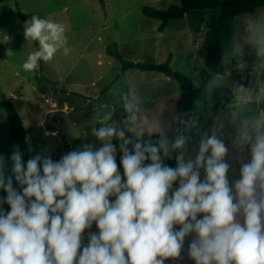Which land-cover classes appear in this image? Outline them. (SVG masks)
<instances>
[{
    "label": "clouds",
    "instance_id": "1",
    "mask_svg": "<svg viewBox=\"0 0 264 264\" xmlns=\"http://www.w3.org/2000/svg\"><path fill=\"white\" fill-rule=\"evenodd\" d=\"M23 35L37 45L25 72L70 52L61 23L31 15ZM92 134L59 159L47 147L26 161L19 145L0 153V264H172L185 252L194 264H264V114L234 140L250 158L233 181L214 134L194 157L183 135L144 142L114 124Z\"/></svg>",
    "mask_w": 264,
    "mask_h": 264
},
{
    "label": "rangeland",
    "instance_id": "2",
    "mask_svg": "<svg viewBox=\"0 0 264 264\" xmlns=\"http://www.w3.org/2000/svg\"><path fill=\"white\" fill-rule=\"evenodd\" d=\"M173 4L179 0H17L0 4V100L12 103L27 128V150L35 155L47 147L53 157L64 154L61 136L50 126L63 132L74 149L94 143L93 129L106 124L124 128L134 138L145 131H167L182 92L178 82L158 72H124L107 48L115 43L112 50L132 62L161 64L171 55L172 69L197 87L207 71L206 41L218 12L190 11L183 18L169 20L162 32L158 31L160 21L142 12L143 6L164 10ZM31 15L63 24L70 52L65 55L61 50L52 60L41 62L39 69L25 72L22 64L37 48L23 35V22ZM232 35L222 72L225 85L233 91L231 108L207 113L197 101L181 133L190 138L186 145L190 157L195 156L205 133L223 140L230 181L238 178L241 164L250 158L246 149L234 144L239 130L264 114V7L238 17ZM128 102L138 110L129 113ZM130 115L135 116L134 125L125 123ZM130 127L135 130L127 131ZM14 145L6 112L0 109V147L12 150ZM179 264L194 262L185 252Z\"/></svg>",
    "mask_w": 264,
    "mask_h": 264
},
{
    "label": "trees",
    "instance_id": "3",
    "mask_svg": "<svg viewBox=\"0 0 264 264\" xmlns=\"http://www.w3.org/2000/svg\"><path fill=\"white\" fill-rule=\"evenodd\" d=\"M8 1L17 0H0V4ZM260 6L264 7V0H179L178 5L173 4L164 10L143 6L142 12L145 16L160 21L158 27L159 32H162L166 28L169 20L183 18L190 11L216 10L218 12L212 34L206 41L204 66L207 71L204 73L202 82L195 88L185 74L172 69L170 65L171 55H168L166 60L161 64L132 62L123 59L117 51L112 50L116 46L115 43L108 46V54L119 59L122 71L125 72L129 69H135L139 71L158 72L173 78L180 85L182 92L176 101L175 117L169 129L163 132L170 140L180 136L189 124L193 115V104L195 102L200 101L204 111L207 113L229 110L231 108L233 91L225 85L222 79V72L224 57L232 45V27L238 17L248 15ZM0 109L6 112L10 138L24 152V160L26 161L30 156L34 155L33 152L27 150L26 146L28 130L23 125L18 112L8 99L0 100ZM50 128L53 132L61 136L64 153L74 149L65 140L63 132L55 126H50ZM160 134L161 132L152 133L145 131L138 138L146 142L150 139H158ZM11 151L0 147V153L11 154ZM119 155L118 153V169L120 167ZM59 158L60 156L53 157V159ZM168 163L174 165V161H168ZM182 260L172 262V264H179ZM167 264H169L168 261Z\"/></svg>",
    "mask_w": 264,
    "mask_h": 264
}]
</instances>
